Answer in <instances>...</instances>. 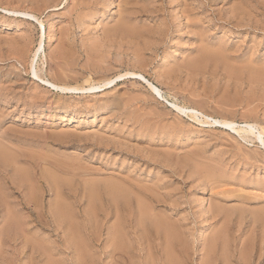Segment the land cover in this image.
Returning a JSON list of instances; mask_svg holds the SVG:
<instances>
[{
    "label": "rangeland",
    "instance_id": "rangeland-1",
    "mask_svg": "<svg viewBox=\"0 0 264 264\" xmlns=\"http://www.w3.org/2000/svg\"><path fill=\"white\" fill-rule=\"evenodd\" d=\"M263 68L264 0H0V264H264Z\"/></svg>",
    "mask_w": 264,
    "mask_h": 264
},
{
    "label": "bare ground",
    "instance_id": "bare-ground-1",
    "mask_svg": "<svg viewBox=\"0 0 264 264\" xmlns=\"http://www.w3.org/2000/svg\"><path fill=\"white\" fill-rule=\"evenodd\" d=\"M2 10H4V11H6V12H10L8 9H6V8H2ZM10 13H14V14H18L17 12H10ZM20 14V13H19ZM26 15V16H30V17H32V18H35V19H37L38 20V18L36 17V16H34V15H31V14H28V13H23V15ZM93 14V13H92ZM43 47H42V45H41V48H39V50L40 49H42ZM42 51V50H41ZM211 54V53H210ZM216 54V53H215ZM94 62V61H93ZM99 65V64H98ZM94 66H96V65H94ZM97 67H99V66H97ZM62 69V68H61ZM95 69V68H94ZM264 69V68H263ZM135 75V74H134ZM37 76V75H36ZM114 81H111L110 80V82H108V83H106L105 84V86H109V85H112V83H113ZM48 83H50V82H48ZM50 85H51V83H50ZM103 85V84H102ZM52 86L53 87H57L56 85H53L52 84ZM99 86V85H98ZM104 86V85H103ZM103 86H102V88H103ZM104 86V87H105ZM95 87V86H94ZM152 88H153V90L158 94V95H160L161 94V91L156 87V86H151ZM62 91H74V90H77L76 88H68V87H59ZM94 89V88H93ZM95 89H97V86L95 87ZM174 107H176L178 110H180V111H182V112H184V113H190L191 114V116L194 118V120L196 119L197 121H200V118H202V119H204V120H206V121H208V122H206V123H209V124H212V125H220V126H224V127H227V128H230L231 130H233V131H235V132H237V133H241V132H245L246 134H250V135H256V132H255V125H252V124H248V123H246V124H238V123H235L234 121H227V120H219V119H211L210 117H207V116H205V115H203L202 113H200V112H198V111H196V110H193V109H188V108H180V107H178V106H176L175 104H174ZM201 122V121H200ZM203 123V122H202ZM259 134L257 135V138L259 139V141L261 142V144L264 146V139H263V132H258ZM19 168V167H18ZM21 170V169H20ZM49 171V170H48ZM103 179V178H102ZM111 187V186H110ZM112 187H114V186H112ZM136 187H137V185H136ZM117 189H120L119 187H118V185H115V189H112V192H116V190ZM123 192H125L124 190H123ZM6 198V197H5ZM63 200V199H62ZM6 206V205H5ZM6 208V207H5ZM9 209V208H8ZM263 209V208H262ZM116 211V210H115ZM209 211V210H208ZM14 212V211H13ZM259 212V211H258ZM262 212V211H261ZM9 213V212H8ZM8 213H7V216H8ZM11 213H12V211H11ZM11 213H9V214H11ZM70 213V212H69ZM263 213V212H262ZM70 215H71V213H70ZM258 215V214H257ZM67 216H69V215H67ZM72 216V215H71ZM157 216V215H156ZM13 217H14V215H13ZM13 217H11L12 219H13ZM260 217V216H259ZM69 218V217H68ZM74 218V217H73ZM16 219V218H15ZM12 222L14 223V221L12 220L11 221V223H9L10 225H13L12 224ZM20 222V221H19ZM6 224V223H5ZM19 224V223H18ZM8 225V224H7ZM17 225V224H16ZM14 227H15V223H14ZM77 227V226H76ZM79 228V227H78ZM225 229H226V227H225ZM230 229V228H229ZM223 231H224V228H223ZM223 231H222V228L221 229H218V231H217V237L214 239V242H213V247L215 246V247H217V245L219 244V242L221 243V242H225L226 240H225V237H224V233H223ZM227 231V230H226ZM3 232V231H2ZM25 233V232H24ZM229 234V233H228ZM12 235V234H11ZM230 235V234H229ZM18 236V235H17ZM24 236V235H23ZM126 236V235H125ZM173 236V235H172ZM22 237V236H21ZM20 237V238H21ZM8 238H9V236H8ZM15 238V237H14ZM243 238V237H242ZM13 239V238H12ZM22 239H24V238H22ZM28 239V238H27ZM26 240V239H25ZM81 241V240H80ZM241 241V240H240ZM73 243V242H72ZM237 245V244H236ZM262 245V244H261ZM260 245V246H261ZM224 246V245H223ZM248 246V245H247ZM249 246H252V244L251 245H249ZM232 247V246H231ZM263 247V246H262ZM261 248V247H260ZM233 249H234V252H233V254H232V258H234V260L237 262V264H252V259H254L255 258V256L256 255H254L255 253L253 252V251H251L250 252V255H249V253H248V256L249 257H242V254L244 253L243 251H245L246 250V246L244 245V244H240L239 246H235V247H233ZM251 249H253V250H255L256 249V247L253 245L252 246V248ZM250 249V250H251ZM45 250V249H44ZM259 250V249H258ZM75 251V250H74ZM263 251H264V249L263 248H261L260 249V253H259V258L261 259V257L263 256ZM232 252V251H231ZM39 253V252H38ZM237 253H239L240 254V257L239 258H237ZM256 253H258V251L256 250ZM122 254V253H121ZM212 254V253H211ZM225 254H227V252L225 253ZM41 255V254H40ZM228 256V255H227ZM257 256V257H258ZM225 257V256H224ZM230 260V259H229ZM231 261V260H230ZM233 263V262H232Z\"/></svg>",
    "mask_w": 264,
    "mask_h": 264
}]
</instances>
